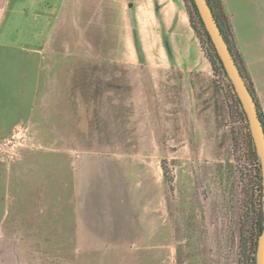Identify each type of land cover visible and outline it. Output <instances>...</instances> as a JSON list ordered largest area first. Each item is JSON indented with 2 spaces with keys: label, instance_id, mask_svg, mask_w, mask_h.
<instances>
[{
  "label": "rangeland",
  "instance_id": "rangeland-1",
  "mask_svg": "<svg viewBox=\"0 0 264 264\" xmlns=\"http://www.w3.org/2000/svg\"><path fill=\"white\" fill-rule=\"evenodd\" d=\"M209 1L264 125V0ZM127 3L140 54L167 57L161 38L168 33L169 57H200L204 70L185 96L211 114L202 130L166 121L158 129L122 128L113 108L98 105L101 83L38 82L36 54L1 43L0 264H255L259 160L196 8L192 0ZM177 9L191 34L178 31L179 41L170 36ZM168 86L167 98L165 90L153 97L164 117L187 106L183 89L173 80ZM81 90L90 97L82 100ZM129 110L122 108L123 118ZM130 137L143 141L130 145ZM18 219L28 225L12 224ZM82 219L104 224L80 236ZM113 233L121 239L106 237Z\"/></svg>",
  "mask_w": 264,
  "mask_h": 264
},
{
  "label": "crops",
  "instance_id": "crops-1",
  "mask_svg": "<svg viewBox=\"0 0 264 264\" xmlns=\"http://www.w3.org/2000/svg\"><path fill=\"white\" fill-rule=\"evenodd\" d=\"M129 1L136 3L138 0ZM128 5L131 3L128 4L127 0H0V44L22 47L26 52L36 54L41 64L38 82L43 79L47 82L101 83L106 88L97 94L98 105L104 112L113 108L114 121L122 128L158 129L162 127L160 123L166 121V124L172 123L173 129L185 130L188 125L202 130L206 116L211 113L200 107L199 98L188 95L191 100L186 101L185 96V91L190 88L189 81L200 78L198 72L204 70L200 57H169L168 33L161 38L167 57H148L147 50L140 54L130 29L131 19L127 17ZM166 24L163 22V26ZM177 24L175 32L170 35L175 41H179L178 31L191 36L184 12L179 9ZM133 68L137 69V74H131ZM170 71L174 74L170 75ZM172 80L179 91L183 89L184 94L181 93L185 102L182 106L187 104L188 107L178 109L171 117H164L163 109L156 102L154 104V98L164 90L167 98ZM127 82L131 83V88L125 90L126 85L122 83ZM77 96L84 100L90 97V92L81 90ZM164 96L161 94V100H167ZM123 98L127 100L123 101ZM38 100L40 108L41 99ZM80 106L88 112L83 101ZM126 106L130 109L127 119L122 116V108ZM134 108L136 111L133 112ZM135 112L136 118L133 116ZM128 140L130 145L143 141L138 137ZM27 222L18 219L12 224L24 226L22 224L28 225ZM99 224L104 223L91 224L82 219L76 224L79 226L76 232L80 236H84V232L91 234V226ZM93 232L96 233V229ZM106 237L111 241L121 239L117 233Z\"/></svg>",
  "mask_w": 264,
  "mask_h": 264
},
{
  "label": "water",
  "instance_id": "water-1",
  "mask_svg": "<svg viewBox=\"0 0 264 264\" xmlns=\"http://www.w3.org/2000/svg\"><path fill=\"white\" fill-rule=\"evenodd\" d=\"M205 31L213 45L219 62L231 82L233 91L245 114L256 157L259 160L262 226L257 237L255 264H264V128L258 114L256 101L225 41L207 0H192Z\"/></svg>",
  "mask_w": 264,
  "mask_h": 264
},
{
  "label": "trees",
  "instance_id": "trees-1",
  "mask_svg": "<svg viewBox=\"0 0 264 264\" xmlns=\"http://www.w3.org/2000/svg\"><path fill=\"white\" fill-rule=\"evenodd\" d=\"M207 2H208V4H209L210 8L212 9L213 15H214V17H215V19H216V21H217V24H218L220 30H221V33H222V35H223L225 41H226L227 44H228V41H227V39H226V35H225V33H224L223 27H222L221 24H220V21L218 20V17L216 16V14H215V12H214V9H213V7L211 6L210 1L207 0ZM196 13H197V12H196ZM197 15H198V14H197ZM200 21H201V20H200ZM205 33H206V32H205ZM228 47H229V49H230L229 44H228ZM230 51H231V49H230ZM231 53H232V51H231ZM232 55H233V54H232ZM233 57H234V55H233ZM215 58L219 61V59H218V57H217L216 55H215ZM234 59H235V61H236V58H235V57H234ZM236 63H237V61H236ZM237 66H238V68H239V70H240V67H239L238 63H237ZM240 72H241V70H240ZM241 73H242V72H241ZM249 89H250V88H249ZM250 91H251V93H252V95H253V92H252L251 89H250ZM253 97H254V99H255V96H254V95H253ZM255 101H256V99H255ZM256 104H257V102H256ZM259 117H260L261 122H262V124H263V121H262V118H261L260 115H259ZM263 128H264V125H263Z\"/></svg>",
  "mask_w": 264,
  "mask_h": 264
}]
</instances>
